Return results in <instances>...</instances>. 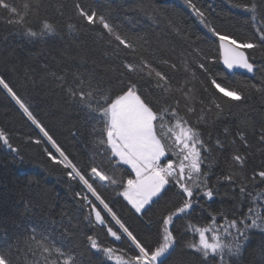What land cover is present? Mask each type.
Instances as JSON below:
<instances>
[{"label": "snow or ice", "instance_id": "obj_1", "mask_svg": "<svg viewBox=\"0 0 264 264\" xmlns=\"http://www.w3.org/2000/svg\"><path fill=\"white\" fill-rule=\"evenodd\" d=\"M227 2L249 15L252 35L245 38L222 32L197 0H183L206 30L204 39H193L176 14L148 4L144 10L151 9L150 19L182 42L177 52L175 45L162 47L159 40L153 42L147 35H131L110 13L84 0H73L71 11L79 22L68 24V33L78 37L95 32L105 40L104 57L112 60L99 69L102 75L98 74L97 62L87 56H80L79 62L70 57L74 67L66 65L57 71L42 65L46 76L56 82L66 115L82 118V134L93 146L82 162L58 143L34 113L31 102L0 74V90L42 134L39 138L29 136L27 141L38 147L50 144L54 152L42 147L47 159L60 166L69 181L81 185L74 199L87 210L83 219L90 226L84 250H80L79 243L64 242L78 227L71 218L65 226L64 213L61 221H51L63 228L60 240L29 217L19 234L10 238L5 233L0 264H94L90 257L85 259L90 252L101 253L104 264H187L184 253L189 250L200 256V264L209 260L243 264L252 234H264V188L260 187L264 185V110L256 112L247 105L255 94L264 97V0ZM49 7L50 0H0V24L7 25L11 34L27 38L54 35L58 26L46 14ZM58 7L62 15L66 5L60 3ZM208 37L218 42V56L200 46ZM216 63L233 75L237 69L253 77L259 74L257 82L246 80L238 86L222 83L224 72L213 70ZM89 64L91 70H87ZM233 102L246 108L235 130L225 127L223 132L229 138L227 144H239L244 151L236 148L226 156V171L213 182L211 176L219 158L212 153L217 150L222 154L227 145L219 137L213 144L211 129L230 112ZM78 134L79 129L73 132L74 137ZM0 143L23 160L21 149L13 145L10 133L2 127ZM257 154L259 164L249 171L248 161ZM221 183L231 185L233 191L238 189L239 199L230 207L221 205L215 210L199 205L201 200H213ZM101 188L118 190L116 197L122 198L127 218ZM197 205L207 211L208 220L203 225L186 224L185 232L197 239L177 253L180 238L175 221ZM30 207V202H25V210ZM137 221L142 227H133ZM97 227L105 229L116 243L105 246L98 235L91 234ZM260 255L264 257V245Z\"/></svg>", "mask_w": 264, "mask_h": 264}, {"label": "trees", "instance_id": "obj_2", "mask_svg": "<svg viewBox=\"0 0 264 264\" xmlns=\"http://www.w3.org/2000/svg\"><path fill=\"white\" fill-rule=\"evenodd\" d=\"M17 2L22 3L23 0H17ZM72 2L73 0H50L52 7L48 8L46 14L58 26L57 33L51 36L27 38L14 35L11 34L7 25L0 24V74H4L18 88L19 93L31 102L34 113L47 126L58 143L72 153L78 162H82L93 149L88 142L89 138L82 134L84 131L80 122L82 118L66 115L56 82L46 76L42 65L48 64V71H57L66 65L74 67L70 57H75L76 62H79L80 56H87L89 60L97 62L98 74L102 75L99 69L110 65L112 60L104 57L105 40L98 38L95 32L78 37L68 33L67 25L79 22L78 18L72 14ZM84 2L91 4L101 12L110 13L113 20L129 34L147 35L153 42L159 40L162 47L175 45L177 52L182 42L179 38L164 31L163 25L157 26L150 19L151 9L144 10L148 4L176 14L179 19L183 20L186 29L192 33L193 39H204L206 30L190 13L183 0H84ZM60 3L66 5L62 15L58 7ZM197 3L206 10L209 18L222 32H232L245 38L253 34L251 24L248 22L249 15L230 7L227 0H197ZM99 31V29L96 30V32ZM217 44L208 37L206 42L200 46L212 56H218ZM166 54L174 55L170 51ZM91 67L89 64L87 70H91ZM80 70L85 71L86 69L81 68ZM213 70L224 72L220 63L213 65ZM258 75L249 77L240 72H235V75L224 72V79L221 82L238 86L246 80L257 82ZM247 105L256 112L262 111L264 110V97L255 94L248 100ZM226 107L229 106L226 105ZM245 108L246 105L233 102L230 112H226L220 122L211 129L213 144L219 137L227 145V149L222 154L217 150L212 153L214 157L219 158V164L214 168V174L211 176L213 182L222 170L226 171L224 158L236 148H239L241 152L244 151L239 144L235 146L227 144L229 138L225 137L223 130L225 127L235 130V126L243 117L242 109ZM249 115L255 116V113L250 112ZM0 127L10 133L11 142L21 149L20 154L23 157L22 161L16 158L6 146L0 143V245L6 242L5 233L11 238L23 231L27 227L29 217L32 223L43 224L52 230L53 237L60 240L63 228L51 224V221H61V213H64L65 226L70 218L74 225L78 224L72 235L64 240L65 244L79 243L80 250H84L85 237L90 234V226L83 219L87 210H82L80 204L74 199V194L81 190V185L75 181H69L60 166L52 164L47 159L42 147H48L54 152L50 144L45 143L42 147H38L27 141L29 136L39 138L42 134L27 121L10 97L2 90H0ZM77 129L81 134L74 137L73 132ZM205 138H207V130ZM254 150L253 148L250 151ZM260 159L258 154L250 158L248 170L251 171L257 167ZM97 186L99 187V182ZM260 187L264 188V185ZM100 190L109 200L116 201V209L121 210V214L127 218L129 214L122 198L116 197L118 190L111 188ZM238 199V189L233 191L231 185L221 183L216 197L207 202L201 200L199 205H203L207 210H215L221 205L230 207ZM25 202L31 204L27 211ZM199 205L194 206L187 216L177 218L175 221L174 229L180 238L177 253L186 243H192L197 239L191 233L185 232L186 224L191 221L203 225L208 220L207 211H203ZM133 227H142V225L137 221L133 223ZM91 234L98 235L105 246L116 243L107 236L105 229L97 227ZM143 234L141 232V235ZM262 245H264V234L254 232L244 253L243 264H264V257L260 255ZM119 246L124 245L119 244ZM173 255L175 256L176 253ZM89 257L94 264H104L101 253L90 252L85 259ZM184 259L187 264H200L201 261L200 256L190 250L184 253ZM166 264L170 262L166 261ZM207 264H215V261L209 260Z\"/></svg>", "mask_w": 264, "mask_h": 264}, {"label": "water", "instance_id": "obj_3", "mask_svg": "<svg viewBox=\"0 0 264 264\" xmlns=\"http://www.w3.org/2000/svg\"><path fill=\"white\" fill-rule=\"evenodd\" d=\"M218 43V42H217ZM221 64V63H220ZM221 66L223 67V65L221 64ZM236 72H240V73H244L246 75H248L249 77H253L251 74H248L246 72H244L243 70L237 69ZM230 74V73H229Z\"/></svg>", "mask_w": 264, "mask_h": 264}]
</instances>
